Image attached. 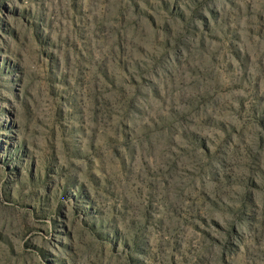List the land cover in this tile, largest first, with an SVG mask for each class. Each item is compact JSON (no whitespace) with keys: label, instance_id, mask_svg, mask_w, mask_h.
I'll use <instances>...</instances> for the list:
<instances>
[{"label":"rangeland","instance_id":"1","mask_svg":"<svg viewBox=\"0 0 264 264\" xmlns=\"http://www.w3.org/2000/svg\"><path fill=\"white\" fill-rule=\"evenodd\" d=\"M0 264H264V0H0Z\"/></svg>","mask_w":264,"mask_h":264}]
</instances>
